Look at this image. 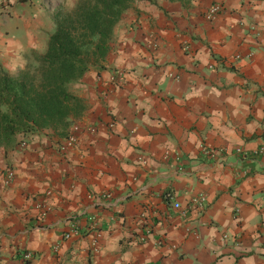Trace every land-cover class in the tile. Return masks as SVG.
Instances as JSON below:
<instances>
[{"label":"crops","instance_id":"0c3cea01","mask_svg":"<svg viewBox=\"0 0 264 264\" xmlns=\"http://www.w3.org/2000/svg\"><path fill=\"white\" fill-rule=\"evenodd\" d=\"M75 1L0 12V68L42 54ZM108 46L68 126L0 141V264H264V157L234 153L264 144V0L135 1Z\"/></svg>","mask_w":264,"mask_h":264},{"label":"trees","instance_id":"16d2710c","mask_svg":"<svg viewBox=\"0 0 264 264\" xmlns=\"http://www.w3.org/2000/svg\"><path fill=\"white\" fill-rule=\"evenodd\" d=\"M135 1L142 0H76L70 11L54 12L44 52L32 54L34 67L14 74L0 69V141L29 130L63 128L79 116L80 100L68 87L105 59L114 26Z\"/></svg>","mask_w":264,"mask_h":264},{"label":"built area","instance_id":"2783aa9c","mask_svg":"<svg viewBox=\"0 0 264 264\" xmlns=\"http://www.w3.org/2000/svg\"><path fill=\"white\" fill-rule=\"evenodd\" d=\"M21 0H0V12L4 11L5 9H7L8 7H10L13 3L15 2H19ZM219 6L218 5H211L205 12L204 14V18L207 21H211L219 12ZM121 75L118 74L117 76V81L120 82L121 81ZM112 81V79H111ZM89 133L94 132V129L92 127L87 129ZM77 131V127H72L70 129V132L67 134V136L64 139L63 144L60 146V150L61 151H66L68 149H71L74 146V143L76 141V134L75 132ZM202 151H205V149H203V147L201 148ZM235 155L240 156V157H264V144L259 145L257 148H255L253 151L245 153L244 151L240 150V149H235L234 150ZM13 178V173L10 170H6L4 173V184L9 183ZM204 202V196L203 195H198L194 200L193 203L197 206H201L202 203ZM173 208L174 209H178L179 206L178 204H173ZM71 234H77L75 229H72V226L70 228V230L62 235V239L66 240L68 239ZM157 244L159 245V242H157ZM22 259L23 260H29L30 259V254L29 253H24L22 255ZM162 264V263H159Z\"/></svg>","mask_w":264,"mask_h":264},{"label":"rangeland","instance_id":"374dc122","mask_svg":"<svg viewBox=\"0 0 264 264\" xmlns=\"http://www.w3.org/2000/svg\"><path fill=\"white\" fill-rule=\"evenodd\" d=\"M29 61H30V63H29V65L27 66L28 68H33L34 67V63H33V60L32 59H29ZM1 69V68H0ZM2 70V69H1ZM4 71V70H3ZM69 88H70V86H69Z\"/></svg>","mask_w":264,"mask_h":264}]
</instances>
